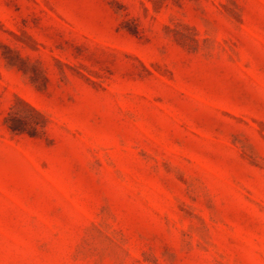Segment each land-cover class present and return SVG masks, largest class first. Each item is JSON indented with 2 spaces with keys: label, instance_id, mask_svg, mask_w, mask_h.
<instances>
[{
  "label": "rangeland",
  "instance_id": "1",
  "mask_svg": "<svg viewBox=\"0 0 264 264\" xmlns=\"http://www.w3.org/2000/svg\"><path fill=\"white\" fill-rule=\"evenodd\" d=\"M0 264H264V0H0Z\"/></svg>",
  "mask_w": 264,
  "mask_h": 264
},
{
  "label": "trees",
  "instance_id": "2",
  "mask_svg": "<svg viewBox=\"0 0 264 264\" xmlns=\"http://www.w3.org/2000/svg\"><path fill=\"white\" fill-rule=\"evenodd\" d=\"M6 49L7 51H10L8 48ZM15 57L21 61V58L18 55ZM7 61L9 64L14 65L12 60L7 58ZM18 102L25 107L27 112H22L20 110L10 111L4 118L5 126L12 134H27L30 137L39 136L40 132L43 133L48 119L40 111L24 100L18 98Z\"/></svg>",
  "mask_w": 264,
  "mask_h": 264
}]
</instances>
